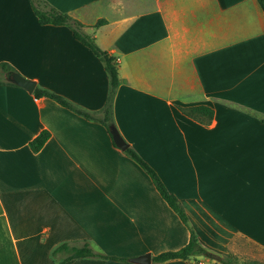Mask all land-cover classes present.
<instances>
[{"label": "crops", "instance_id": "obj_1", "mask_svg": "<svg viewBox=\"0 0 264 264\" xmlns=\"http://www.w3.org/2000/svg\"><path fill=\"white\" fill-rule=\"evenodd\" d=\"M115 59L114 127L211 254L154 263L189 229L106 128L0 76V264H264V12L257 0H45ZM98 21L104 23L95 27ZM0 63L100 116L104 64L29 0H0ZM10 74V73H9ZM205 107L212 117L185 109ZM49 138L38 152L29 143Z\"/></svg>", "mask_w": 264, "mask_h": 264}, {"label": "trees", "instance_id": "obj_2", "mask_svg": "<svg viewBox=\"0 0 264 264\" xmlns=\"http://www.w3.org/2000/svg\"><path fill=\"white\" fill-rule=\"evenodd\" d=\"M32 11L36 17L37 24L39 25H52V26H65L69 28L72 32L73 37L79 41L81 44L90 49L95 57H97L103 64L105 71L109 78V89L105 104L101 110L100 116L97 117L94 114H91L87 111L81 110L74 105H72L69 101L64 99L63 97L52 93L46 89H42L36 86L33 90V95L35 98L46 97L49 98L61 106L71 110L72 112L84 117L87 120H92L95 122H99L102 124L109 136V128L114 126L113 118H112V107H113V99L115 95V91L119 85V76H118V66L115 62V59L110 56L107 52L101 50L93 35L86 33L84 31V26L72 18L71 16L61 13L56 10L54 7L49 5L45 0H29ZM261 10L264 12V0H257ZM104 21H98L95 27L102 25ZM15 72L14 69L7 63H0V76L7 75L9 73ZM184 114L187 116H194L196 113L205 114L209 118L212 117V111L208 108L199 106L192 107L189 109H185ZM49 138V133L47 131H42L37 135L32 141L29 143V148L32 152H38L45 142ZM112 140V138H111ZM115 146L114 142L112 141ZM123 153L130 158L134 163H136L145 174L150 178L153 186L158 192L159 196L165 201L168 207L177 215L181 223H183L189 229V241L182 248L176 251H167L160 253L153 257L154 263H162L169 260H191L197 256H206L210 257L211 254L200 244L195 232L189 226L188 217L179 203L178 199L171 194L156 172L136 153L134 149L128 146L127 149L123 151ZM59 250H66L70 252V255L61 263V264H69L75 259L79 258H102V259H112L119 260L122 262H128L127 259H121L116 257H109L105 255H101L93 251L88 244H83L81 247H70L68 244L60 245L54 252ZM221 264H254L253 262H243L237 263L233 260H221Z\"/></svg>", "mask_w": 264, "mask_h": 264}, {"label": "water", "instance_id": "obj_3", "mask_svg": "<svg viewBox=\"0 0 264 264\" xmlns=\"http://www.w3.org/2000/svg\"><path fill=\"white\" fill-rule=\"evenodd\" d=\"M8 78L11 82L26 89L30 93H32L35 88V83L33 81L27 80L17 73L8 74ZM109 132L112 141L114 142L117 148H119L122 151L128 148V144L123 140V138L120 136L119 132L114 126L109 128ZM130 262L134 264H150L151 257L149 254H144L138 257L131 258Z\"/></svg>", "mask_w": 264, "mask_h": 264}]
</instances>
